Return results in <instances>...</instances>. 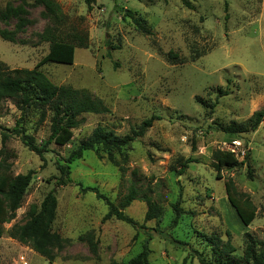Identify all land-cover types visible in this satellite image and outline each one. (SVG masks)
Segmentation results:
<instances>
[{
  "label": "rangeland",
  "instance_id": "374dc122",
  "mask_svg": "<svg viewBox=\"0 0 264 264\" xmlns=\"http://www.w3.org/2000/svg\"><path fill=\"white\" fill-rule=\"evenodd\" d=\"M52 1L61 11L57 18L34 6V0H0V31L13 38L0 37V64L8 70L34 69L48 52V43L39 41L46 28L61 41L83 42L86 47L75 49L72 65L46 64L39 70L54 85L85 90L109 113L79 116L70 141L62 147L49 144L39 157L10 131L19 122L41 146L49 137L52 113L31 107L22 116L16 99L0 101V174L34 173L15 218L3 225L0 264H20V256L27 264H125L141 252L148 237L149 264H199L197 254L212 259L202 236H215L224 244L229 231L237 259L245 233L263 242L264 120L254 132L237 136L218 126L242 123L264 110V0H187L192 9L181 0H93L90 8L84 0ZM122 10L145 20L150 35L137 31ZM169 51L177 55L176 62L166 59ZM152 116L159 119L143 136L115 153L123 173L96 152H85L70 165L71 182L56 189L52 231L65 241L51 249L53 262L9 240L11 227L24 224L30 206L39 207L53 189L55 163H62L94 128L124 136ZM3 133L10 135L4 148ZM217 150L233 152L238 162L223 169L219 180L212 167ZM186 160L192 163L179 174ZM227 180L256 207L248 227L227 201ZM130 183L163 210L158 219L144 222L147 204L132 202L124 213L143 229L102 221L105 204L78 186L96 187L117 204ZM177 201L187 214L171 228V206Z\"/></svg>",
  "mask_w": 264,
  "mask_h": 264
},
{
  "label": "trees",
  "instance_id": "16d2710c",
  "mask_svg": "<svg viewBox=\"0 0 264 264\" xmlns=\"http://www.w3.org/2000/svg\"><path fill=\"white\" fill-rule=\"evenodd\" d=\"M85 4L90 8L93 0H84ZM188 8L192 6L187 0H181ZM34 6L43 7L44 11L55 18L61 15L60 8L52 0H34ZM225 10L227 4L224 3ZM125 16L131 21L135 29L143 34L150 35V29L146 21L135 16L131 11L122 10ZM1 19H5L6 15H1ZM0 37L4 41L13 42V38L5 31H0ZM39 41L48 43L49 48L47 54L38 62L32 70H8L3 64H0V101L7 99H16L19 107H21L22 116H25L31 107L44 110L48 109L51 113L50 133L46 142L41 146H37L33 137L26 135L23 129H20L19 122L11 131L10 135L20 138L21 142L28 150L39 157L47 153V146L51 143L62 147L66 145L73 136V130L77 129L80 121L78 117L83 114L103 115L109 113V109L103 105L102 101L90 97L85 90L73 89L69 86L54 85L47 76L39 70L46 64L72 65L74 61V51L76 48L85 49L86 45L79 42L75 46L71 42L61 41L50 28L43 30L39 36ZM112 50L116 48H111ZM168 61L174 63L178 57L172 51L165 54ZM196 57H194L195 59ZM222 93L221 96H225ZM43 119L44 115L41 116ZM159 118L152 116L145 120L137 130H131L130 134L124 136L115 135L113 131L107 130L105 127L97 126L91 134L82 140L77 148L69 154L62 162L55 163L58 177L52 190H50L39 207L31 205L27 213V220L22 225H13L7 233L8 237L17 241L22 245L29 246L33 252L43 257L48 262H53L54 255L51 249H59L64 243L57 233L52 231V224L55 220L57 209L56 189L67 186L70 182V165L82 158L85 152L102 153L106 160L114 167H118L121 173L125 168L117 162L115 153L130 146L137 138L143 136L145 131L152 126L154 120ZM264 120V110L256 111L246 121L242 123L231 122L226 127L218 126V130L226 135L237 136L257 130ZM7 134L1 135V142L4 148L5 142L9 139ZM102 158V156H98ZM124 156L122 161H125ZM212 167L216 173V179H220V173L223 169H232L238 165L237 159L232 152L214 151L212 153ZM192 163L186 160L179 170V174ZM29 171L25 175L12 176L8 173L0 174V236L3 235V225L10 223L14 218L16 211L20 209L25 192L30 185L32 175ZM250 177V173H248ZM82 193H93L97 200L102 201L107 207V212L102 221L111 219L123 222L132 228H144L138 226L136 222L127 217L124 213L132 202L142 201L147 204V211L144 216V222L158 219L163 210L160 205L154 202L150 197L140 195L135 184L130 183L127 193L118 201L117 204L112 203L108 198L99 192L96 187H83L78 184ZM227 201L234 209L236 216L244 227L251 225L256 217V207L250 198L238 193L231 180L224 183ZM180 201L171 206L173 216L170 222L171 228H175L182 215L187 214L180 208ZM227 240L224 244L217 237L202 236V241L210 246L212 259L197 254L199 264H264V241L259 242L249 233L244 234V249L238 259L235 257L236 249L231 244V234L226 231ZM136 236L134 237L136 239ZM150 239V237H148ZM148 239L145 240L141 252L133 259L125 264H149L148 255ZM180 246H186V243L173 241ZM111 264H118L112 262Z\"/></svg>",
  "mask_w": 264,
  "mask_h": 264
},
{
  "label": "built area",
  "instance_id": "2783aa9c",
  "mask_svg": "<svg viewBox=\"0 0 264 264\" xmlns=\"http://www.w3.org/2000/svg\"><path fill=\"white\" fill-rule=\"evenodd\" d=\"M19 262H20V264H27V262L25 261V257L24 256H20L19 257Z\"/></svg>",
  "mask_w": 264,
  "mask_h": 264
},
{
  "label": "crops",
  "instance_id": "0c3cea01",
  "mask_svg": "<svg viewBox=\"0 0 264 264\" xmlns=\"http://www.w3.org/2000/svg\"><path fill=\"white\" fill-rule=\"evenodd\" d=\"M9 240L12 241V242H16L15 240H13V239H11V238H9Z\"/></svg>",
  "mask_w": 264,
  "mask_h": 264
},
{
  "label": "bare ground",
  "instance_id": "6f19581e",
  "mask_svg": "<svg viewBox=\"0 0 264 264\" xmlns=\"http://www.w3.org/2000/svg\"><path fill=\"white\" fill-rule=\"evenodd\" d=\"M226 200V199H225ZM229 208H230V206H229ZM232 213H233V211H232Z\"/></svg>",
  "mask_w": 264,
  "mask_h": 264
}]
</instances>
